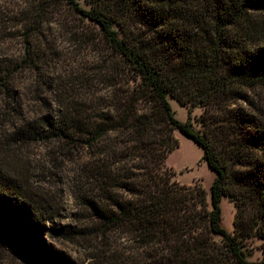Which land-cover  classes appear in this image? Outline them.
Returning a JSON list of instances; mask_svg holds the SVG:
<instances>
[{
	"label": "trees",
	"instance_id": "obj_1",
	"mask_svg": "<svg viewBox=\"0 0 264 264\" xmlns=\"http://www.w3.org/2000/svg\"><path fill=\"white\" fill-rule=\"evenodd\" d=\"M52 1L94 28L85 37L101 43L107 59L95 68L94 88L95 77L15 138L55 141L75 159L80 207L102 232L133 244L120 264H264V105L254 97L264 95V0H86L89 8L41 0L42 7ZM25 68L35 71L36 59L0 63V96L15 98ZM169 97L187 108L186 120L175 117ZM195 107L201 112L192 117ZM176 130L215 174L209 201L201 184L180 183L166 165ZM223 197L236 208L232 232L221 223ZM40 201L1 159L0 243L25 264H72L48 245L54 215ZM254 235L263 239L259 261L244 248Z\"/></svg>",
	"mask_w": 264,
	"mask_h": 264
},
{
	"label": "rangeland",
	"instance_id": "obj_2",
	"mask_svg": "<svg viewBox=\"0 0 264 264\" xmlns=\"http://www.w3.org/2000/svg\"><path fill=\"white\" fill-rule=\"evenodd\" d=\"M77 1L82 8L90 7L86 0ZM79 17L61 2L52 1L42 7L41 0H0V63H20L31 56L38 66L35 71L25 68L16 75L14 99L0 96V160L4 159L7 169L40 193L42 208L54 215L53 222L47 223L45 239L56 254L72 264H120L119 254L121 257L131 250L133 244L126 235L102 232L80 207L77 194L81 182L75 159L67 156L55 141L15 138L17 129L43 114L53 113L60 107L61 99L79 98L94 77L91 84L95 87V68L107 58L100 50L101 43L85 37V31L95 30L92 26L87 28ZM254 97L264 105L262 93L254 91ZM42 99L48 104L44 105ZM169 101L175 117L186 120L187 108L171 97ZM200 112L201 108L195 107L192 117ZM174 134L179 143L168 155L166 165L173 168L174 178L180 183L201 184L209 201L215 174L201 159L202 149L179 131ZM220 205L221 223L232 232L235 205L227 197L222 198ZM60 226L75 227L82 233L66 237L52 228ZM244 248L249 261L262 259L263 239L257 235L246 239ZM0 264L25 263L0 243Z\"/></svg>",
	"mask_w": 264,
	"mask_h": 264
}]
</instances>
